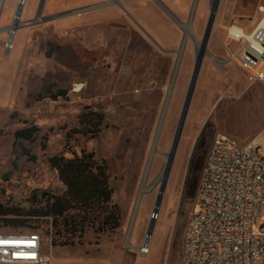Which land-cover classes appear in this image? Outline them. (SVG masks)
I'll return each instance as SVG.
<instances>
[{"label": "rangeland", "instance_id": "1", "mask_svg": "<svg viewBox=\"0 0 264 264\" xmlns=\"http://www.w3.org/2000/svg\"><path fill=\"white\" fill-rule=\"evenodd\" d=\"M46 1L26 0L24 23L12 51L3 47L7 32H0V204L21 212L38 208L44 192L64 189L50 158L94 152L109 167L113 202L122 209L120 226L99 230L98 224L88 222L83 230L69 232L62 225L56 228L52 216L41 218L34 224L39 226L44 252L56 261L75 264L180 263L184 230L197 210L198 189L214 139L225 134L248 142L264 128V82L248 81L235 59L240 43L229 35L232 26L251 32L264 0L220 1L154 233L148 238L150 253L145 255L138 246L147 238L153 219L166 154L194 70L193 39H203L211 0H199L193 18L196 0H167L179 18L155 0H140L128 11L134 19L116 6L114 11H88L82 17L73 14L74 9L70 16L79 18L70 22L62 20L67 15L60 6L71 0H56L54 8L44 6ZM18 3L4 1L0 28L13 23ZM140 19L163 27L161 35H145ZM185 41L170 93L177 52ZM80 82L83 87L78 89ZM50 84L55 92L67 90V96L53 100L47 90ZM93 113L105 114L96 135L98 117ZM30 125L39 128L36 136L16 145L15 132ZM21 148L25 154L14 168L15 153ZM31 231L0 221L3 234Z\"/></svg>", "mask_w": 264, "mask_h": 264}, {"label": "built area", "instance_id": "2", "mask_svg": "<svg viewBox=\"0 0 264 264\" xmlns=\"http://www.w3.org/2000/svg\"><path fill=\"white\" fill-rule=\"evenodd\" d=\"M4 1L0 0V18ZM259 10L261 16L247 36H230L240 43L235 59L250 83L264 82V6ZM23 23L15 13L13 23L0 28L8 35L3 42L6 51L14 49ZM148 238L138 246L141 255L150 250ZM0 241V264H75L46 254L39 232L0 233ZM176 264H264V128L248 142L225 134L214 139L198 189L197 210L184 230L183 258Z\"/></svg>", "mask_w": 264, "mask_h": 264}, {"label": "trees", "instance_id": "3", "mask_svg": "<svg viewBox=\"0 0 264 264\" xmlns=\"http://www.w3.org/2000/svg\"><path fill=\"white\" fill-rule=\"evenodd\" d=\"M47 90L53 100L66 97L68 93L64 89L55 92L54 84L48 85ZM93 114L98 117V122L95 123L96 135L104 122L105 114ZM38 131L36 125L18 129L15 132V144L21 145L23 140L33 139ZM23 150L21 148L15 153L14 168L19 166V156L25 154ZM32 157L36 160L35 155ZM49 161L51 167L57 171L64 189L52 194L44 192L42 198L38 199L40 206L28 212L7 209L0 204V221L5 220L6 225L15 229L27 227L34 232L39 230V226L34 222L50 216L55 219L56 228L62 225L64 230L69 232L83 230L88 222L98 224L99 230H114L120 226L122 209L113 202L114 188L110 183L109 167L105 162H99L94 152L86 150H82L81 153L72 152L71 157L65 154L54 155ZM11 174L7 173L4 179L8 180ZM36 196L37 192H34V198L37 200ZM73 209L79 210L80 213L69 215L68 212ZM60 233L61 229L58 230V234ZM53 243L56 244L55 241Z\"/></svg>", "mask_w": 264, "mask_h": 264}, {"label": "water", "instance_id": "4", "mask_svg": "<svg viewBox=\"0 0 264 264\" xmlns=\"http://www.w3.org/2000/svg\"><path fill=\"white\" fill-rule=\"evenodd\" d=\"M25 1L26 0H19V5H18L17 11H16V18H20L21 17ZM220 1L221 0H212L211 8H210V16H209V19L207 21L206 30H205V34L203 36V39L201 41H199V42H197V41H195L193 39V41L197 44L194 70H193V73H192L191 81H190L189 86H188L187 95H186V98H185V101H184V105H183V109H182V112H181V115H180V118H179L177 129H176V132H175V135H174V139H173V142H172L171 150H170L169 153L166 154L167 163H166V166L164 168V171H163V174H162V177H161V180H160V187H159V192H158L157 199H156V202H155L153 219H152V221H151V223L149 225L148 232H147V237H151L153 235V233H154L155 224H156V218L159 215L160 208H161L162 203H163L164 195L166 193V189H167L169 177H170V174H171V171H172V167H173V164H174V160H175V157H176V153L178 151V148H179V145H180V142H181V139H182V135H183V132H184V128H185L188 112L190 110V106H191V103H192V100H193V97H194V93H195V90H196V86H197V82H198V79H199V76H200L202 65H203V62H204V59H205V56H206V52H207V49H208V43H209L210 36H211L212 30H213V27H214V23H215V19H216V15H217L218 9H219ZM116 3H119V2L117 1ZM197 3H198V0L195 1L194 11L196 9ZM92 9H94L93 6H90V7L88 6V7H83V8H80V9H76L75 11H76V13L80 14V13H83V12H86V11H91ZM194 11H193V13H194ZM68 13L70 14L71 11L65 12L63 14L66 15ZM193 13H192V18H193ZM185 44H186V41L184 42V45L182 46V48L177 52V54L179 56V59H178V63H177V66L175 68V71L173 73V76H172V81H171L170 90H169L170 93L172 92V89L174 87L175 81L177 79L179 67H180L182 56H183V52H184V49H185ZM170 93H169V96H170ZM169 98L170 97H168V100H167L166 104H168ZM165 113H166V109L164 111V114Z\"/></svg>", "mask_w": 264, "mask_h": 264}, {"label": "crops", "instance_id": "5", "mask_svg": "<svg viewBox=\"0 0 264 264\" xmlns=\"http://www.w3.org/2000/svg\"><path fill=\"white\" fill-rule=\"evenodd\" d=\"M117 1L119 3H116ZM55 2L56 0H47L44 6L48 5V7L54 8ZM136 2H140V0L139 1H136V0H71V3L69 1L68 2L66 1L63 5H61L60 9L65 12H69V11H73L74 9H80L83 7L93 6L94 9L90 11L91 12L90 14H103L105 12H108L110 9L114 11L117 6L121 10H124V11L127 10L130 12L132 8L131 5L135 4ZM154 2L158 6H160L162 9H166L170 11L173 15L179 18L178 13H176L174 10L175 8L167 0H155ZM148 8H150L149 5H148ZM82 16H87V15L86 14L79 15V17H82ZM79 17L78 16L73 17L70 15L69 16L67 15V17L62 20L64 21L66 20V22H70L71 19L79 18ZM180 22L184 24V21L180 20ZM138 25L141 31H143L145 35H161L162 33L161 30H163V27L160 26L158 28H155L150 24V22H148L147 20L144 21L143 19L139 20Z\"/></svg>", "mask_w": 264, "mask_h": 264}, {"label": "bare ground", "instance_id": "6", "mask_svg": "<svg viewBox=\"0 0 264 264\" xmlns=\"http://www.w3.org/2000/svg\"><path fill=\"white\" fill-rule=\"evenodd\" d=\"M229 33H230V36L231 37H239V36H247L248 34H245V30H243V29H240V28H238V27H230L229 28ZM10 37H13V35H10ZM83 84H82V82H80V83H78L77 85H76V87L79 89V87H81ZM83 87V86H82ZM161 180V179H160ZM144 190V189H143ZM146 243L147 244H149V240H147L146 241ZM148 253H150V250H148L147 251ZM146 252V253H147Z\"/></svg>", "mask_w": 264, "mask_h": 264}, {"label": "flooded vegetation", "instance_id": "7", "mask_svg": "<svg viewBox=\"0 0 264 264\" xmlns=\"http://www.w3.org/2000/svg\"><path fill=\"white\" fill-rule=\"evenodd\" d=\"M199 1V0H198ZM211 3H212V0H211ZM196 10V9H195ZM127 12V13H126ZM125 14L126 15H128L130 18H132V19H134L133 17H132V15H130V13L128 12V11H125ZM195 16V11H194V13H193V17ZM172 17V16H171ZM174 19V18H173ZM176 23H178L177 22V20H174Z\"/></svg>", "mask_w": 264, "mask_h": 264}, {"label": "snow or ice", "instance_id": "8", "mask_svg": "<svg viewBox=\"0 0 264 264\" xmlns=\"http://www.w3.org/2000/svg\"><path fill=\"white\" fill-rule=\"evenodd\" d=\"M0 243H3V241H0Z\"/></svg>", "mask_w": 264, "mask_h": 264}]
</instances>
